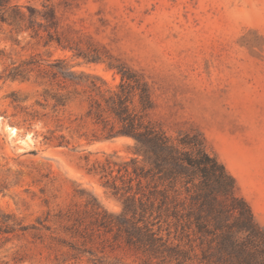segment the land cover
<instances>
[{
	"label": "rangeland",
	"instance_id": "rangeland-1",
	"mask_svg": "<svg viewBox=\"0 0 264 264\" xmlns=\"http://www.w3.org/2000/svg\"><path fill=\"white\" fill-rule=\"evenodd\" d=\"M16 2L26 13L53 7L58 36L101 62L88 64L57 43L45 46L0 25V219L36 224L80 201L79 190L118 209L88 171L109 154L129 160L135 142L95 141L101 133L86 117L90 94L49 74V64L65 60L74 72L114 89L122 78L108 62L140 76L155 103L151 119L172 137L200 135L264 230V0ZM32 57L41 66L29 79L8 78L14 65ZM56 95L68 98L65 108H54ZM17 228L0 234V264H20L23 252L38 254Z\"/></svg>",
	"mask_w": 264,
	"mask_h": 264
},
{
	"label": "trees",
	"instance_id": "trees-1",
	"mask_svg": "<svg viewBox=\"0 0 264 264\" xmlns=\"http://www.w3.org/2000/svg\"><path fill=\"white\" fill-rule=\"evenodd\" d=\"M22 9L16 0H0V25L19 35L30 33L45 46L57 43L88 64L101 62L58 36L53 7ZM56 62L48 65L54 80L90 94L86 117L101 133L95 141L131 138L135 151L129 160L106 155L88 171L99 178L117 210L79 190L80 201L58 207L36 224L0 219V234H14L20 227V240L29 235L38 251L20 253V264L34 259L52 264H264V230L239 195L235 178L200 135L172 137L151 119L155 103L147 82L108 62L122 78L114 89L99 77L74 72L65 60ZM40 66L32 57L14 65L8 78L27 80ZM52 99L55 109L68 104L64 96Z\"/></svg>",
	"mask_w": 264,
	"mask_h": 264
}]
</instances>
